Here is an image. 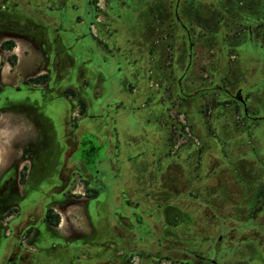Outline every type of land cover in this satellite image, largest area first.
Wrapping results in <instances>:
<instances>
[{
  "label": "rangeland",
  "instance_id": "obj_1",
  "mask_svg": "<svg viewBox=\"0 0 264 264\" xmlns=\"http://www.w3.org/2000/svg\"><path fill=\"white\" fill-rule=\"evenodd\" d=\"M175 1L0 0V41L17 40L15 52H0V209L18 208L7 228L0 225V264L32 227L39 243L53 240L51 251L37 252L35 264H121L122 242L129 237L143 256H157V239L161 248L170 247L161 255L169 260L158 264L196 263L187 249L213 256L219 264H264V212L251 221L249 202H242L254 197V172L264 168V122L247 125L241 109L237 114L227 107L216 108L206 120L212 107L231 101L212 89L220 84L242 89L254 116L264 117V30L233 38L248 23L264 19V0L181 1L178 14L191 28L197 56L193 75L182 82L187 92L209 88V96L202 93L206 100L195 97L187 102L177 81L188 67L189 45L185 31L175 24ZM82 21L97 24V38L84 33ZM30 40L39 49L31 47ZM16 54L20 61L11 67L7 60ZM46 70L49 86L34 87V77L29 76ZM207 75L210 78L201 81ZM170 76L173 81L166 79ZM68 89L77 90L75 98L67 96ZM79 99L85 103L83 114ZM183 113L202 141L200 160L194 148H184L180 159L163 158L156 165L159 154L169 155V126L164 120H182ZM233 121H239V127ZM76 126V137L89 134L103 146L100 169L107 190H99L101 196L89 202H107L113 222L120 202L138 201L149 220V209L171 198L176 223L167 226L162 218L158 228L150 221L149 236L143 239L120 229L96 239L94 232L89 237L88 220L74 209L73 225L67 223L59 235L52 234L44 218L46 208L73 202L49 183L52 173L65 168L66 194L75 192L85 198L81 202L96 190L74 160V147L69 152L61 146V137L71 136ZM36 141L46 149L34 160L30 182L20 188L18 162L30 157L28 148ZM234 166L251 171L232 173ZM76 229L88 237L80 238ZM108 240L114 244L106 248ZM213 245L219 249L217 255L210 253ZM139 262L140 258L134 260Z\"/></svg>",
  "mask_w": 264,
  "mask_h": 264
},
{
  "label": "flooded vegetation",
  "instance_id": "obj_2",
  "mask_svg": "<svg viewBox=\"0 0 264 264\" xmlns=\"http://www.w3.org/2000/svg\"><path fill=\"white\" fill-rule=\"evenodd\" d=\"M182 0H176L175 1V14H176V22L175 24L180 25L181 28L185 31V35L186 38L188 40V52H189V64L188 67L186 69V72L178 79L177 81V88L179 90V92L185 97V101L187 102L188 99L190 98H195V97H203L204 100H206L205 95L206 91L209 89L208 87H204L201 88L199 90H195L193 92H187L186 90V86L185 84H183L182 80L184 79H188L190 75H193V68H195V62H196V54H195V44L193 43V35L191 34V28L184 25V23L181 20L180 15L178 14V8L180 6ZM238 2H240V0H237ZM85 11H87L88 8V3L86 6H84ZM247 19V18H245ZM237 20H241V19H237ZM197 24V23H196ZM199 27H206L203 25H199L197 24ZM264 30V19H260L257 18L255 20H253L252 22L248 23L247 26H245L244 28H241L233 37L234 40H238L241 38L242 35L244 34H249L250 37H252L253 34L255 33H260ZM31 43L37 48V42L34 40H30ZM224 46H226V44L224 43ZM224 53H225V49H224ZM223 53V54H224ZM171 55V54H170ZM170 55L168 56L170 58ZM214 56V53H213ZM203 55H201L199 57V59L202 61ZM223 57V56H222ZM223 59V58H222ZM203 71H205L202 68ZM50 71L46 70L44 71L42 74L40 75H32L29 77H34L31 79H36L39 77H42L44 75H48ZM199 72V71H198ZM210 76L212 77V75L210 74ZM209 75L205 76L202 78L201 81H205V79L210 78ZM49 77V75H48ZM30 79V80H31ZM166 79H171L173 81V76L167 77ZM49 82H50V78L48 79V81L45 84H34V87H40V88H45V85H47V87L49 86ZM206 84V83H205ZM42 85V87L40 86ZM202 85V84H201ZM44 86V87H43ZM46 87V88H47ZM69 88V87H68ZM66 89V88H64ZM214 91H218L220 93H224L225 95H227L229 98H231L230 102H227L225 104H219V105H215V107H212L210 109V112L208 113V117L206 118V120L208 121L211 117V112L214 108H218V107H227L228 109L230 108L232 112H235L238 114L239 109H241L243 111V118L245 119V121H247V125H251V123L253 122H264V121H258L256 118L260 117V116H254V113H256L255 111L252 110V108L249 106V101L250 98H247L245 96H243V92L242 89H237V90H233V88L230 87H224L223 85H216L212 88ZM68 90H73V89H68ZM240 92L241 94V98L242 100L237 99L238 97V93ZM67 94V92H65ZM79 93V92H78ZM68 96V95H67ZM71 95H69L70 97ZM206 96H209V94L207 93ZM73 97V96H72ZM75 97H76V91H75ZM74 97V98H75ZM82 99H79V102ZM83 101V100H82ZM72 112H73V107H72ZM78 116L80 117V113H78ZM77 116V117H78ZM183 119L182 121L178 119L179 116H176V118H168V126H169V135H168V148H169V155H164L163 157H161L160 159H158V162L156 163V165H158V163H160L161 160H163V158H177V153L184 149V148H194V153L197 156V159L200 160L201 156H202V141L201 139L197 136V134L195 133V130L193 128V126L189 123L188 119H187V113H183L182 114ZM69 123V122H68ZM234 126L235 127H239V121H233ZM184 124V125H183ZM180 126L177 128V126ZM246 125V126H247ZM78 126V124H77ZM77 126L70 132L71 136H69L68 138H65V136L63 135L61 138V146H63L62 148H64L65 150H68L69 152L71 151V148L74 147V150L72 152V154L76 155V157L74 158L75 161H78L79 164H81L84 168V171L86 173H88L90 175V179H91V183L92 185L96 188V190H92L94 195L91 197L87 198V201L85 202H89L91 200H96L95 198H97L98 195V191L99 190H107L106 186L104 185V183L102 182V177L104 174V171L102 169H100V166L102 164V149L103 146L101 145H97V143L95 142L94 138L92 135L86 134L83 135L82 137H76V128ZM39 128V124L37 123L36 125V129ZM187 129L189 131V134H185L184 133V129ZM250 128V127H248ZM72 140L73 145H66L65 142H67V140ZM250 144V140L247 141ZM44 145H42V143L40 144L38 141L36 142H32L30 148H28V152H29V156L31 157H25L24 159L27 160V163L22 165L19 173H18V166L16 168L17 171V186L20 187V185H25L26 183V178L28 175V172L30 173V179L32 177V168H33V163L34 160H37L38 157H40V153L44 152ZM50 146V145H49ZM48 146V147H49ZM251 151H255V147H253L252 145H250V149ZM46 152H48V150H46ZM179 159V158H178ZM30 160L31 162L29 163ZM63 165H65V160L63 162ZM62 167V166H61ZM60 170L52 173V176H50V178L48 179L49 183L52 185V187L54 189H56L57 191H59V193H61V196L66 197L68 196V199L72 200L73 202H81L82 200H85V198H80L75 192H72L71 194H66V187H65V168H61ZM24 168L25 171L23 170ZM79 170V168L77 169ZM256 172H254V174H257V177L255 179H253L252 184L254 186H256V190H255V195L253 198H251L250 200H243L242 202H249L248 206H249V210L250 212L248 213L249 215V219L251 221H257L258 218L260 217V215L264 212V168H256ZM251 169L248 170L246 167L244 166H234L232 167V173H250ZM253 171V170H252ZM25 173V181L24 183H22L21 179V175L22 173ZM54 172V171H53ZM71 175L75 177L76 173L71 172ZM73 177V178H74ZM30 182V180H29ZM16 184V183H15ZM85 187V186H84ZM93 189V188H92ZM11 193L15 194L16 191H11ZM149 197V195H147V198ZM158 203L154 204L155 206L153 207V209H149L150 211H148V218L149 220L146 219V214H145V210L142 209V206H140V203L138 201H132V200H127V202H123V210L125 211L124 215L122 216L123 218V222H122V232H126L128 235H130V233H135L138 236L143 238H147L149 236V228H150V221H152L154 223L155 226H158V228H160V223L162 222V218L164 219L163 222L166 223L167 226L169 225H173V223H176L175 220L172 219V212L170 209V203L173 202L172 199H160L159 201H157ZM168 202V203H167ZM16 207L15 206H7V207H3L0 209V225L4 226V228H7V224L10 222V220H12L14 218V213L16 212ZM52 210V208L48 207L45 210V221L48 225H50L51 227H57L52 225L50 222H48L47 220V215H48V211ZM53 215H55V213L53 212ZM5 221V222H4ZM115 230H119L117 226L113 227ZM256 228L258 229L259 226L256 225ZM262 229V228H261ZM36 230L35 228H30L28 230V232L23 235L22 237H27L28 235L31 234L32 231ZM264 231V228H263ZM222 239V236L218 237V241L220 242V240ZM130 237L129 239H126V241L124 240L123 246H122V250L120 252L121 255V259L122 262L121 264H135L134 260L137 259L139 260V258L141 259V262L136 263V264H158L160 262V260H169L168 257H162V254H166L165 252H168L171 248H161L163 246V243L161 241V239H157V244L159 245L158 247H155V249L157 250V256L152 257L149 254L148 255H144L142 253H140L138 251V247L135 248L134 246H132V243L130 241ZM260 246L261 248H263L260 252V262L262 263V261L264 262V243L263 241H260ZM114 246H111L110 248H113ZM212 248L210 253L213 255H217V253L219 252V249L216 245L211 246ZM164 251V252H162ZM162 252V253H161ZM187 256L189 258L194 259L195 261H197L196 263H194L193 261H189L187 264H219L218 260L215 257H211V256H207L204 254H201L200 252L194 251L192 249H187L186 252ZM141 257H137L136 256H140ZM260 258V257H259ZM5 264H14V258L12 256H8Z\"/></svg>",
  "mask_w": 264,
  "mask_h": 264
},
{
  "label": "crops",
  "instance_id": "obj_3",
  "mask_svg": "<svg viewBox=\"0 0 264 264\" xmlns=\"http://www.w3.org/2000/svg\"><path fill=\"white\" fill-rule=\"evenodd\" d=\"M100 1H102V0H100ZM97 5L100 7L101 3H98ZM80 23L85 26V29H84L85 34H90L96 38L98 37L96 32H95L97 30L96 29L97 28L96 23L91 24V23H89V21H85V22L82 21ZM108 26H109V24H107L105 31H109ZM90 28H92V30H90ZM98 31L100 32L99 28H98ZM8 39L13 40L15 42V44H17V40H15L14 38H8ZM8 39H6L4 41H7ZM4 41L3 40L0 41V45ZM30 46L35 47L31 42H30ZM169 46H171V45H169ZM16 50H17V46L14 48L13 51L15 52ZM170 52L171 51L169 48V53ZM16 56H17V62L19 63L20 57L18 56V54H16ZM215 109L216 108H214L212 110L210 119L213 117ZM86 114H87V112L83 116H85ZM167 121H168V119H167ZM167 121L164 120V123L166 126H168ZM181 151L182 150H180L177 153V158H179V159H180L179 153ZM161 157H163L162 154H159L158 159H160ZM26 163H27L26 159H22L18 162V173H19L22 165H24ZM159 164L160 163H158V165ZM29 180H30V173L28 172V175L26 178V183H25V185H22V186L20 185V188L26 187L27 184L29 183ZM100 196H101V193L98 192L97 198H95V199L97 200ZM122 207H123V202L116 204V211L113 213L114 219L112 222V220H111L112 214H110L107 211V209H109V204L107 202H67V203H64L63 206L60 208H58V207L53 208L52 206L50 207V208H52V210L55 214H58L60 216V223L58 224V226L57 227H51L47 223H46V225L52 234L59 235L64 230L63 225L65 226V224H67V223L70 225H73V220L71 217V210L76 209V210H79V214H81L82 217H84V218H86V220H88V226L90 229L89 237L91 236L90 234H93V232H94V238L99 239L100 236H106L107 237L108 234H111L113 232L114 223L116 224L118 229H120V231L123 230L122 229V222H123L122 216L125 214L124 213L125 211L123 210ZM119 208H122V209H119ZM17 214H18V208L16 209V212L14 213V217L17 216ZM104 232L106 233V235ZM76 233L79 234L80 238L88 237V236H84L83 233L81 231H78L77 229H76ZM35 237H36V230L32 231L31 234L28 235L27 237H21V239L17 240V242H16V244H18V241H19V248L14 249L13 252H11L10 254H8L6 256L7 257L12 256L14 258V264H35L36 262H38V257L36 255V254H38L37 252H39L41 250L51 251L53 249L50 247L51 244L53 243L52 238H50V240H48V241L46 239H44L42 243H39L41 241H39V242L36 241ZM111 241L112 240H108L107 242H105L106 248H109L107 245L108 243H111V245L114 244ZM90 242H92V241H90Z\"/></svg>",
  "mask_w": 264,
  "mask_h": 264
},
{
  "label": "trees",
  "instance_id": "obj_4",
  "mask_svg": "<svg viewBox=\"0 0 264 264\" xmlns=\"http://www.w3.org/2000/svg\"><path fill=\"white\" fill-rule=\"evenodd\" d=\"M96 3V1L94 2ZM16 47V44L13 40H7L1 43L0 45V52L4 51V52H12L14 50V48ZM169 48H171V46H169ZM8 64L11 67H14L16 65L17 62V56L16 55H12L8 58L7 60ZM49 77L48 75H44L42 77L36 78V79H31L30 82L34 83V84H45L48 81ZM3 88L0 85V93H2ZM67 95H71L73 97H75V91L74 90H68L67 91ZM80 104H81V114L84 113L85 111V103L80 100ZM26 168H24L23 170L25 171ZM22 179V183H24L25 181V173L23 172L21 175ZM47 220L48 222H50L52 225L57 226L60 223V216L58 214L53 215V210H49L48 211V215H47Z\"/></svg>",
  "mask_w": 264,
  "mask_h": 264
},
{
  "label": "water",
  "instance_id": "obj_5",
  "mask_svg": "<svg viewBox=\"0 0 264 264\" xmlns=\"http://www.w3.org/2000/svg\"><path fill=\"white\" fill-rule=\"evenodd\" d=\"M237 99L242 100L240 92L238 93ZM258 121H264V117H258L256 118Z\"/></svg>",
  "mask_w": 264,
  "mask_h": 264
},
{
  "label": "built area",
  "instance_id": "obj_6",
  "mask_svg": "<svg viewBox=\"0 0 264 264\" xmlns=\"http://www.w3.org/2000/svg\"><path fill=\"white\" fill-rule=\"evenodd\" d=\"M181 121H182V120H181ZM183 125H184V124H183ZM184 133H185V134H189V131L185 128V129H184Z\"/></svg>",
  "mask_w": 264,
  "mask_h": 264
}]
</instances>
